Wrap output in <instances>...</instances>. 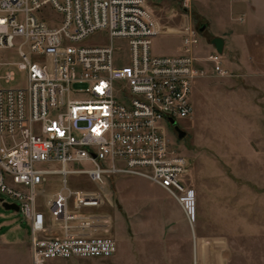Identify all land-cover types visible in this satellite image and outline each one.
<instances>
[{
	"label": "built area",
	"instance_id": "1",
	"mask_svg": "<svg viewBox=\"0 0 264 264\" xmlns=\"http://www.w3.org/2000/svg\"><path fill=\"white\" fill-rule=\"evenodd\" d=\"M192 1L179 0L188 20L180 31L183 54L159 56L151 51L159 34L151 0H0V192L19 206L33 264L117 252L112 236L71 233L70 200H95L70 187L73 175L103 190L115 177L149 180L178 202L194 228L192 163L169 136L170 119L193 113L194 81L210 76L196 65ZM97 33L107 43L86 42ZM124 47L126 61L118 55ZM7 49L20 60L6 61ZM207 60L215 76L229 75L221 53ZM55 176L58 190L47 191ZM55 224L62 234L50 233Z\"/></svg>",
	"mask_w": 264,
	"mask_h": 264
},
{
	"label": "crops",
	"instance_id": "2",
	"mask_svg": "<svg viewBox=\"0 0 264 264\" xmlns=\"http://www.w3.org/2000/svg\"><path fill=\"white\" fill-rule=\"evenodd\" d=\"M163 1H151V16L159 29L158 35L177 34L182 39V46L176 54L159 56H179L183 54L180 31L188 20L186 14L172 4L159 17L157 8L161 6L157 3ZM190 14L189 23L198 30L202 23L207 25L201 33L203 39L200 37L194 49V55L198 58L197 67L206 69L210 74L202 78H214L210 86L215 85L221 90L223 84L235 87L241 81V90L230 94L240 93L248 98L252 115L259 120V125L264 126V0H193ZM214 37L224 41L221 55L223 67L229 73L227 76H215L214 65L207 60V56L217 51L211 43ZM244 85L250 86V91H246ZM199 86V83L193 86L192 105L193 95ZM205 93L208 94V89ZM222 93L230 95L223 90ZM243 149L247 151L249 148L246 150L244 146ZM251 156L250 159L205 162L195 172L192 170L187 183L197 193L198 217L194 228H191L178 202L149 180L145 179L151 187V193L139 204L137 229L134 223L137 212L128 209L121 197L122 191L126 189L127 182L124 179L127 176L111 179L104 190L86 175H82L85 177L83 180L79 177L75 181L84 187H74L70 177L72 189L95 195L94 202L80 206L74 199L70 200V210L75 213L70 221V231L75 235L112 236L117 242V252L112 257L119 253L123 264H133L130 263L133 259L128 262L126 258L131 249L139 255L135 264H235L237 252L240 255L250 252L255 255L261 232L264 233V206L260 204L258 190L260 186L252 180L258 176V168L264 166V159H260L253 147ZM213 166L217 169L213 170ZM224 167L255 170H250L251 175L249 170H243L242 174H231ZM53 179L47 191L58 190L59 177ZM114 184L116 189L113 188ZM129 231L134 237L130 236ZM63 232L59 224L52 226L50 231L51 234ZM130 239L132 245L128 243Z\"/></svg>",
	"mask_w": 264,
	"mask_h": 264
},
{
	"label": "rangeland",
	"instance_id": "3",
	"mask_svg": "<svg viewBox=\"0 0 264 264\" xmlns=\"http://www.w3.org/2000/svg\"><path fill=\"white\" fill-rule=\"evenodd\" d=\"M152 2L155 0H151ZM176 6L180 12L186 14L182 9L179 0H164L157 3L161 8H157L158 16H162L163 11L170 5ZM163 9V10H161ZM161 12V13H160ZM55 16V14H54ZM201 39L203 35L200 33ZM87 43H107L104 33H97L93 38H89ZM118 45L124 46V42L117 41ZM182 46V39L177 34H160L152 42L151 51L153 55L176 54L178 48ZM128 50L126 47L119 52V59L126 61ZM6 61H19V55L13 49H7L3 52ZM123 62H121L122 64ZM5 69H11L5 67ZM214 78H198L193 86L199 83L196 92L193 95V113L189 118L178 119L181 129L186 134L179 138L178 134L170 131L169 136L174 148L180 154L187 156L192 163V170L198 169L199 165L205 162H224L225 160H237L241 158H251V148L253 147L259 153L260 159H264V126L259 125V120L254 117L252 106L248 98L240 93L230 94L233 91H240L237 82L235 87L223 84L221 87L210 86ZM239 86V87H238ZM208 87V88H207ZM246 91H250V86L244 85ZM208 89V94L205 90ZM207 92V91H206ZM232 97L233 99L231 100ZM246 146L245 151L243 147ZM214 165V164H212ZM71 167L81 168L84 164H71ZM216 170L217 167H211ZM228 173H241L243 170H255L247 167H224ZM251 171L249 175H251ZM258 176L252 178L260 186V204L264 206V166L258 168ZM242 174V173H241ZM80 177V178H79ZM83 180L81 176H71L74 187H84L75 181ZM82 178V179H81ZM126 189L121 193V197L128 209L136 210L134 223L138 229V209L143 198L151 193V187L143 178L137 176H127ZM113 188L116 189V184ZM0 199L7 202H15L8 195L0 192ZM121 225V223H120ZM261 223V231L263 230ZM130 236L134 237L129 231ZM129 235V234H128ZM30 233L23 220L20 211L7 210L0 204V264H33L31 250L29 246ZM133 244L132 239L128 242ZM138 245V244H137ZM123 258V256H122ZM127 261L132 260L135 264L138 262L139 255L132 249L126 254ZM257 258V259H256ZM237 260L235 264H264V233L261 232L259 247L255 248V255L252 252L246 255H235ZM253 260V262H251ZM52 264H123L119 258V253L111 258H75L72 260L53 259ZM129 264V263H128Z\"/></svg>",
	"mask_w": 264,
	"mask_h": 264
},
{
	"label": "water",
	"instance_id": "4",
	"mask_svg": "<svg viewBox=\"0 0 264 264\" xmlns=\"http://www.w3.org/2000/svg\"><path fill=\"white\" fill-rule=\"evenodd\" d=\"M206 26H207L206 24L202 23L200 25V27H199V32L202 33L205 30ZM211 43L215 46L216 50L219 53H222L223 52L224 41H223L222 38H220V37H214L211 40ZM170 122H171V124L175 125V129L177 131L178 137L179 138H183L185 136L186 132L183 129H181V127L177 124V121L176 120L170 119ZM2 206L5 209H7V210L19 211V206L16 203L3 202L2 203Z\"/></svg>",
	"mask_w": 264,
	"mask_h": 264
},
{
	"label": "flooded vegetation",
	"instance_id": "5",
	"mask_svg": "<svg viewBox=\"0 0 264 264\" xmlns=\"http://www.w3.org/2000/svg\"><path fill=\"white\" fill-rule=\"evenodd\" d=\"M199 27H200V26H199ZM177 124L180 126V124L178 123V121H177ZM170 131L174 132V134L177 133V131H176V129H175V125L171 124V126H170Z\"/></svg>",
	"mask_w": 264,
	"mask_h": 264
}]
</instances>
